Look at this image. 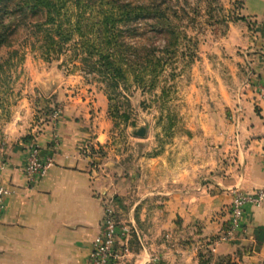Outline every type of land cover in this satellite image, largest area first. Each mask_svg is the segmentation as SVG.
I'll use <instances>...</instances> for the list:
<instances>
[{"label": "crops", "instance_id": "crops-1", "mask_svg": "<svg viewBox=\"0 0 264 264\" xmlns=\"http://www.w3.org/2000/svg\"><path fill=\"white\" fill-rule=\"evenodd\" d=\"M243 5L246 19L255 20L257 43L264 45V0H244ZM239 27L236 23L229 30L228 46L255 45ZM252 56L250 79L238 96L226 91L227 103L211 111L205 108L211 118L192 122L193 137L184 146V156L171 149L156 154V254L160 258L181 251L184 257L188 253L195 257L198 247L207 246L217 254L236 256L241 264H264V205L247 207L248 234L228 235L233 189L251 192L264 186V61L258 53ZM38 98L45 106L62 105L56 123H43L34 138L45 153L56 137V161L45 177L29 182L25 173L29 145L20 139L28 123L23 120L24 125L12 129V141L0 159V185L12 190L0 221V264H90L103 199L118 188L103 164L96 162V155L88 152L98 144L107 147L108 97L101 90L76 92L59 83L50 95ZM139 203L142 200L133 207ZM126 222H134L135 231L129 254L118 264H144L145 250H136L143 236L135 216ZM183 234L189 236L183 243L186 250L173 246L172 239L166 246L160 237L176 241Z\"/></svg>", "mask_w": 264, "mask_h": 264}, {"label": "rangeland", "instance_id": "rangeland-1", "mask_svg": "<svg viewBox=\"0 0 264 264\" xmlns=\"http://www.w3.org/2000/svg\"><path fill=\"white\" fill-rule=\"evenodd\" d=\"M166 1L177 11L173 20L181 33L178 44L165 51L168 36L152 34L145 45L156 47V57L162 58L163 67L139 77V82L130 71L117 85L94 68L95 58H87L77 33L49 52L46 32L35 26L37 18L28 16L22 20L13 16L11 28L18 24L13 44L0 49V159L6 156L12 129L20 122L28 123L20 139L30 145L41 132L40 126L50 121L55 111L60 114L61 103L52 107L39 103L38 97L46 94L42 85L47 88L60 83L66 90L79 92L85 88L86 93L101 90L108 97V144H98V148L88 152L96 155V162L103 164V170L118 186L109 196L117 204L118 218L126 221L135 216L143 236V244L138 242L136 250H145L144 264H201L210 251L215 253L212 263L217 264L219 254L207 246L198 247L195 257L189 253L184 257L182 251L162 258L156 254V154L171 149L184 156V146L193 137L189 128L192 122L211 118L205 108L211 111L227 103L226 91L238 96L253 69L247 55L254 60L252 55L258 53L263 59L264 45L254 37L255 20L246 19L244 0ZM76 16L77 10L70 8L65 28L74 27ZM236 23L255 45L233 49L228 46L227 34ZM145 52L142 49L140 53ZM140 127L146 131L142 136L136 134ZM137 200H142V204L133 207ZM160 237L167 241L166 246L172 239L173 246L186 250L183 243L188 235H177L176 241L174 237Z\"/></svg>", "mask_w": 264, "mask_h": 264}, {"label": "trees", "instance_id": "trees-1", "mask_svg": "<svg viewBox=\"0 0 264 264\" xmlns=\"http://www.w3.org/2000/svg\"><path fill=\"white\" fill-rule=\"evenodd\" d=\"M70 8L77 10V16L74 27L68 29L65 25ZM13 16L22 20L37 18L35 26L46 32L49 52L77 33L87 58H95L94 68L115 85L130 71L139 82V77L163 67L162 58L156 57V47L145 45L152 34L168 36L165 51L175 47L181 36L173 20L177 11L166 0H0V49L13 44L18 27L11 28ZM142 49L147 52L141 54ZM214 256L210 251L201 264H213ZM217 258V264H238L230 254H219Z\"/></svg>", "mask_w": 264, "mask_h": 264}, {"label": "built area", "instance_id": "built-area-1", "mask_svg": "<svg viewBox=\"0 0 264 264\" xmlns=\"http://www.w3.org/2000/svg\"><path fill=\"white\" fill-rule=\"evenodd\" d=\"M264 61V50H262ZM248 62L253 66V60L247 55ZM251 76V73L249 77ZM59 111L51 115L52 123H56ZM57 139L53 137V145L47 152L34 141L26 149L25 173L29 182H38L45 177L55 164L57 154ZM87 152V150H86ZM12 190L0 185V221L2 220L9 195ZM264 205V186L255 191L233 189V200L229 206V237H235L238 232L248 234L245 214L248 206ZM135 231L134 222L122 221L117 216L113 197L103 199V216L100 223V233L91 243L90 264H118L130 252V239Z\"/></svg>", "mask_w": 264, "mask_h": 264}, {"label": "water", "instance_id": "water-1", "mask_svg": "<svg viewBox=\"0 0 264 264\" xmlns=\"http://www.w3.org/2000/svg\"><path fill=\"white\" fill-rule=\"evenodd\" d=\"M55 86H56V83H53L50 87H47V89H45V93H46V94L50 93V91L52 90V88L55 87ZM145 132H146V131H145V128L140 127V128L136 131V134L142 136V135L145 134Z\"/></svg>", "mask_w": 264, "mask_h": 264}]
</instances>
